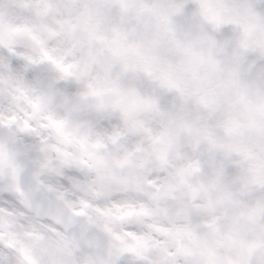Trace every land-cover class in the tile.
I'll list each match as a JSON object with an SVG mask.
<instances>
[{
  "label": "snow or ice",
  "instance_id": "1",
  "mask_svg": "<svg viewBox=\"0 0 264 264\" xmlns=\"http://www.w3.org/2000/svg\"><path fill=\"white\" fill-rule=\"evenodd\" d=\"M0 264H264V0H0Z\"/></svg>",
  "mask_w": 264,
  "mask_h": 264
}]
</instances>
